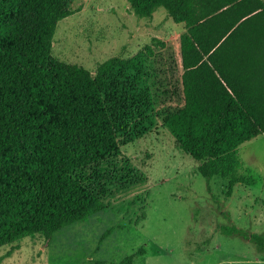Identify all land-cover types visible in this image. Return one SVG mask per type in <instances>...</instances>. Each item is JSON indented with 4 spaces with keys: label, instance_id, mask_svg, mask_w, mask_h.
Returning <instances> with one entry per match:
<instances>
[{
    "label": "trees",
    "instance_id": "16d2710c",
    "mask_svg": "<svg viewBox=\"0 0 264 264\" xmlns=\"http://www.w3.org/2000/svg\"><path fill=\"white\" fill-rule=\"evenodd\" d=\"M127 1L139 18L164 8L185 24L179 106L166 105L156 76L166 43L92 72L52 55L58 23L76 13L71 0H0V248L50 239L144 181L122 149L159 122L206 180L228 181V197L248 183L239 149L264 135V0ZM220 229L264 253V235Z\"/></svg>",
    "mask_w": 264,
    "mask_h": 264
},
{
    "label": "rangeland",
    "instance_id": "374dc122",
    "mask_svg": "<svg viewBox=\"0 0 264 264\" xmlns=\"http://www.w3.org/2000/svg\"><path fill=\"white\" fill-rule=\"evenodd\" d=\"M71 7L76 13L58 23L55 58L95 72L108 59L135 56L159 39L167 46L157 52L156 76L168 84L166 105H180L185 24L164 8L139 18L127 0H71ZM239 154L248 183L228 197V181L206 180L159 122L122 149L144 181L115 191L104 200L110 207L50 239L38 234L1 247L0 264H127L133 254V264H264V253L251 241L220 231L236 227L264 235V135L243 143Z\"/></svg>",
    "mask_w": 264,
    "mask_h": 264
}]
</instances>
